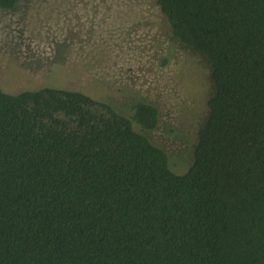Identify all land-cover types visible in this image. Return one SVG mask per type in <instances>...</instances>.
I'll return each mask as SVG.
<instances>
[{"label": "trees", "instance_id": "obj_1", "mask_svg": "<svg viewBox=\"0 0 264 264\" xmlns=\"http://www.w3.org/2000/svg\"><path fill=\"white\" fill-rule=\"evenodd\" d=\"M154 2L210 70L191 163L138 96L0 86V264H264V0Z\"/></svg>", "mask_w": 264, "mask_h": 264}, {"label": "rangeland", "instance_id": "obj_2", "mask_svg": "<svg viewBox=\"0 0 264 264\" xmlns=\"http://www.w3.org/2000/svg\"><path fill=\"white\" fill-rule=\"evenodd\" d=\"M0 86L82 91L121 113L138 96L158 109L150 141L182 173L207 117L210 70L169 36L154 0H26L0 9Z\"/></svg>", "mask_w": 264, "mask_h": 264}]
</instances>
